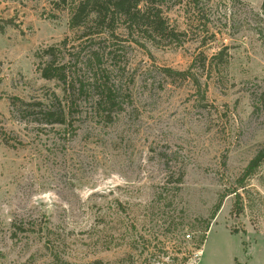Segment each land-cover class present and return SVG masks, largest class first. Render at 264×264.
I'll return each instance as SVG.
<instances>
[{
    "label": "rangeland",
    "instance_id": "obj_1",
    "mask_svg": "<svg viewBox=\"0 0 264 264\" xmlns=\"http://www.w3.org/2000/svg\"><path fill=\"white\" fill-rule=\"evenodd\" d=\"M188 1L163 6L180 45L125 42L103 80L81 74L70 124L47 126L19 120L10 99L62 97L36 66L73 39L69 13L0 0V264H264V159L248 170L264 149V103L252 108L264 89L263 0H200L198 20ZM220 49L228 63L201 78L206 102L161 72ZM102 81L121 109L109 120L92 112Z\"/></svg>",
    "mask_w": 264,
    "mask_h": 264
},
{
    "label": "trees",
    "instance_id": "obj_2",
    "mask_svg": "<svg viewBox=\"0 0 264 264\" xmlns=\"http://www.w3.org/2000/svg\"><path fill=\"white\" fill-rule=\"evenodd\" d=\"M44 1L55 10L69 13L68 26L69 30L73 32V39L66 37L58 44L44 49L37 57L39 61L36 72L41 79L55 81L60 86L61 98L52 93L47 99V103L25 102L17 97L10 99L13 115L21 121L26 120L37 125L63 126L70 124L69 120L76 106L75 98L82 95L84 90V85L79 80L81 74L85 71L91 72L94 78L100 75V80H103L105 74L103 65L105 62L116 60L120 56V48L128 46L126 43L134 44L142 49L146 48V43L155 46L161 43L180 45L178 37L185 35L184 32H178L167 22L163 10L165 0ZM203 1L209 2V0ZM199 2L200 0H189L187 3H191L193 9L196 8L194 14L198 17L197 20L199 15L203 14V9L198 8ZM257 16L264 19V0L260 7V14ZM227 63L226 50L220 49L211 57L203 52L198 53L184 71L162 68L161 72L171 81L190 83L195 88L199 102L202 103L206 102V88H202L201 78H210V74L215 68L224 67ZM101 83L96 87L101 91L92 112L109 120L113 112H116L115 109L117 112L121 109L114 91L107 86L106 82L102 81ZM263 103L264 89L258 93H252L254 113L259 111ZM117 112L116 114H118ZM263 159L264 149L252 159L248 170L256 168ZM221 203L222 199H219L214 206V214L220 209ZM22 227V225H13L12 228L22 232ZM204 240L205 235H202L201 245ZM130 249L135 250V247L131 244ZM166 254L165 252L164 256ZM140 255L142 256V253ZM127 258L134 263L133 256L128 255ZM54 260L61 264H69L58 257H55ZM181 260L180 264H186V258ZM90 264H101V261H94Z\"/></svg>",
    "mask_w": 264,
    "mask_h": 264
}]
</instances>
